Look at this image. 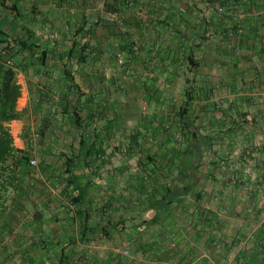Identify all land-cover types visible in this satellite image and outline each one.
I'll use <instances>...</instances> for the list:
<instances>
[{
	"label": "crops",
	"instance_id": "0c3cea01",
	"mask_svg": "<svg viewBox=\"0 0 264 264\" xmlns=\"http://www.w3.org/2000/svg\"><path fill=\"white\" fill-rule=\"evenodd\" d=\"M2 40L42 161L0 264H264V0H0Z\"/></svg>",
	"mask_w": 264,
	"mask_h": 264
},
{
	"label": "trees",
	"instance_id": "16d2710c",
	"mask_svg": "<svg viewBox=\"0 0 264 264\" xmlns=\"http://www.w3.org/2000/svg\"><path fill=\"white\" fill-rule=\"evenodd\" d=\"M6 44L3 50L11 55L10 42L2 40ZM2 52V51H1ZM0 52V54H1ZM1 61V58H0ZM21 88L16 81V72L13 68L0 65V202L6 199L5 194L12 187L21 160L26 159L25 153L14 147L13 136L9 130V124L17 117L16 104L20 97ZM23 162V161H22ZM30 162V161H29ZM30 165V163H29ZM4 203V202H3ZM0 204V207L3 206Z\"/></svg>",
	"mask_w": 264,
	"mask_h": 264
},
{
	"label": "rangeland",
	"instance_id": "374dc122",
	"mask_svg": "<svg viewBox=\"0 0 264 264\" xmlns=\"http://www.w3.org/2000/svg\"><path fill=\"white\" fill-rule=\"evenodd\" d=\"M3 51V49L1 50ZM182 139V138H181ZM182 142V143H181ZM36 146H35V144ZM181 147L185 146V140L182 139L180 141ZM39 142H31L30 146L28 147L27 151H25L26 159L21 160L19 171L17 172V175L15 179L13 180V183L16 184V182L19 183V185L24 188L25 190L30 187L29 183L35 181L37 178V174L39 173V170H41V158L39 156V153H35V150L39 149ZM31 159H35L38 164L36 167H31L29 165V161ZM23 161V162H22ZM12 191L11 188L8 189L7 193L5 194V197L8 199L11 195Z\"/></svg>",
	"mask_w": 264,
	"mask_h": 264
},
{
	"label": "built area",
	"instance_id": "2783aa9c",
	"mask_svg": "<svg viewBox=\"0 0 264 264\" xmlns=\"http://www.w3.org/2000/svg\"><path fill=\"white\" fill-rule=\"evenodd\" d=\"M1 54H2V57L5 58V60H4L5 64L8 65L9 67H11L12 66V61L9 58L8 51L3 50ZM29 163H30L31 167H36L37 164H38V162L35 159H31ZM127 252L128 251H124L125 254H127Z\"/></svg>",
	"mask_w": 264,
	"mask_h": 264
}]
</instances>
